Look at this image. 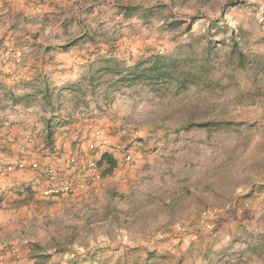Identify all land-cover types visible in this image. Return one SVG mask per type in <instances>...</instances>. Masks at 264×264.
<instances>
[{
    "label": "rangeland",
    "instance_id": "obj_1",
    "mask_svg": "<svg viewBox=\"0 0 264 264\" xmlns=\"http://www.w3.org/2000/svg\"><path fill=\"white\" fill-rule=\"evenodd\" d=\"M18 32L40 36L33 45L38 52H51L46 78L58 88L46 113L55 136L46 143L45 157L53 164L39 172L34 191L50 197L42 189L72 184L66 194L51 196L73 200L77 206L70 207L72 215L87 213L77 223L90 231L89 238L96 229L101 247L95 254L107 262L102 264L115 258L109 243L122 245L129 238L139 239L142 229H151L153 223L166 224L148 215L140 221L118 217L117 227L122 228L114 233L109 219V212L124 214L130 206L124 185L135 176L137 158L161 146L183 152L178 160L188 164L176 165V181H188L203 197L199 205L196 202V220L203 229L207 224L214 226L206 230H213L227 211L240 208L241 213L264 193V0H0V36ZM4 40L1 53L16 49L14 42ZM237 51L243 55L242 66ZM156 55L186 58L182 67L194 73L193 82L179 86L176 72L169 82L156 85L124 82L107 73L95 76V92L87 88V77L104 64L125 75ZM200 63L205 67L199 68ZM213 121L221 126L208 133L191 126ZM61 133L72 134L67 141H73L59 168L56 164L64 153L54 142ZM106 150L118 155L121 166L99 176L95 162ZM20 162L25 163L19 160L12 167L19 169ZM118 173L122 185L109 188ZM165 180L155 175L148 182L137 179L138 190L132 193L139 199L142 191L148 193L147 187H167L172 177ZM47 181L51 183L45 186ZM3 186L7 195L18 193L19 188ZM101 189V200L95 197L79 206L81 198ZM238 201L242 207H236ZM49 203L47 209L58 208L56 200ZM1 205L0 200V210ZM154 236L148 234L145 240ZM165 237L176 241L175 234ZM155 257L150 259L164 258L172 264L176 251H160Z\"/></svg>",
    "mask_w": 264,
    "mask_h": 264
},
{
    "label": "crops",
    "instance_id": "obj_2",
    "mask_svg": "<svg viewBox=\"0 0 264 264\" xmlns=\"http://www.w3.org/2000/svg\"><path fill=\"white\" fill-rule=\"evenodd\" d=\"M39 38L40 36L32 34L20 35L19 32L0 36V41L5 39L6 43L14 42L19 47L16 46L11 53L0 52V192L3 193L0 195V264L107 263L95 254L101 247L97 235H94L96 229H92L93 235L89 238L86 234L89 235L90 231L86 232V229L77 223L86 217L87 213L82 211L72 215L70 207L77 206L73 200L64 196L53 197L47 192V188H54L58 194H66V189L72 184H53L42 189L50 197L41 196L39 191H34L37 189L35 184L40 183L38 175L53 164V161L45 156L48 150V133L50 132L49 138L55 136V133L51 134L54 130L52 122L47 121L50 117L46 114L49 109L46 104L41 99L31 101L23 98L25 94L31 93L36 83L41 86L47 80V59L52 60V55L46 49H39L38 52L33 44L38 42ZM10 91L14 95L5 96V93ZM71 135L61 133L54 142L64 153L61 154V160L57 161L59 168L72 150L70 148L73 140H70V143L67 141ZM106 152L115 159L116 168L120 167L118 155L109 150ZM181 154L183 155V152L176 153V146H161L155 153L146 154L145 157L137 156L135 176L133 174L127 181L128 185H124L127 194L125 199H128L130 206L125 209L124 214L116 210L109 212L110 222L114 223L113 232L121 231L122 227H117L118 217L140 221L148 215L156 220L163 218L166 224L161 226L153 223L156 226L151 229H142L144 233L139 239L129 238L122 245L115 241L109 243L110 248L114 245L112 251L115 258L111 263L167 264L164 258L153 260L160 251L172 249L176 251V261L172 264H264V193L258 194L241 214L225 218L216 231H205L196 220L200 214L198 201H202L203 197L197 194L194 185L190 188L188 181H176V165L185 163L178 160ZM19 160L26 163L24 169L22 168L25 163L22 162L17 164L21 170L12 167V164ZM34 162H38L39 167ZM116 168L114 171H117ZM120 174L113 178L119 182L112 183L109 188L117 190L118 186L122 185ZM154 175L164 182L169 177H172V180L166 183L167 187L165 184L147 187L148 193L142 191L138 202L139 199L134 194L138 190L135 180L148 182ZM50 183L47 181L44 185ZM3 185L19 188L16 190L18 193L7 195L3 191ZM23 186L26 187L25 192ZM154 188L157 192H153ZM93 191L100 193L96 195ZM93 191L81 198L79 206L93 201L95 197H98L96 200H101L105 189ZM6 192L11 194L9 188ZM240 199L242 200V196ZM54 200L58 208L47 209L45 205ZM240 211L238 208L237 212ZM73 219L76 220L75 224L72 223ZM68 222L71 225H66ZM204 227L212 228L207 224ZM124 232L127 233L126 230ZM148 234L150 237L156 236L146 241V237L150 238ZM171 234L176 235L175 243L166 240L165 236ZM84 237L90 240L84 241ZM113 237L114 234L112 239Z\"/></svg>",
    "mask_w": 264,
    "mask_h": 264
},
{
    "label": "trees",
    "instance_id": "obj_3",
    "mask_svg": "<svg viewBox=\"0 0 264 264\" xmlns=\"http://www.w3.org/2000/svg\"><path fill=\"white\" fill-rule=\"evenodd\" d=\"M236 58L238 61V66L243 65V55L240 52H236ZM187 63L186 58L182 59H172V58H166L162 56H151L147 59L142 60L141 62L134 65L125 75H122V71L118 69L117 67H108L102 65L97 69L95 72L91 73L87 77V88L89 90H92L95 92L96 89V81L97 77L96 75L99 74H112L113 76L119 78V80L124 82H145L148 84L156 85L158 83H164L169 82L173 79L175 76L174 73L176 72V83L179 86H186L187 83L193 82V79L195 75L191 73V71H184L182 64ZM204 63L199 64V68H204ZM47 81V80H46ZM44 82V84L40 86V84H35L33 90L30 94H25L23 98H26V100L31 99V101L41 99L48 108H51L53 105V100L57 96V93H54L55 90L58 88L55 86H52L50 83ZM83 92V91H82ZM10 95L13 96L14 93L12 91L6 92L5 96ZM192 127H198L201 128V130H204L206 133L211 128H218L221 126V123L219 122H209V123H203L199 125H191ZM50 137V132L48 133V139ZM102 168V171H101ZM116 168V161L112 157L111 154L104 152L100 157L97 158L95 162V169L99 171V176H103V174L110 173L111 171ZM236 207H242L240 204V201L236 203ZM242 213V212H241ZM238 213L236 208L232 209L230 211L226 212V215L223 217V220L225 218L231 217L232 215H238L241 214ZM221 223L218 222L213 230H206L205 231H216Z\"/></svg>",
    "mask_w": 264,
    "mask_h": 264
},
{
    "label": "bare ground",
    "instance_id": "obj_4",
    "mask_svg": "<svg viewBox=\"0 0 264 264\" xmlns=\"http://www.w3.org/2000/svg\"><path fill=\"white\" fill-rule=\"evenodd\" d=\"M49 173H52V170H49L48 171ZM44 186L42 185L41 188H43ZM47 192L49 195H53L56 193L55 189L54 188H47Z\"/></svg>",
    "mask_w": 264,
    "mask_h": 264
}]
</instances>
